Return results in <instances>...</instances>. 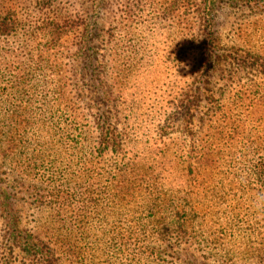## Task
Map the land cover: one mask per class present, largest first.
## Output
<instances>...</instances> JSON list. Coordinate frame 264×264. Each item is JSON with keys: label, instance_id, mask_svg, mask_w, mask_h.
<instances>
[{"label": "trees", "instance_id": "obj_1", "mask_svg": "<svg viewBox=\"0 0 264 264\" xmlns=\"http://www.w3.org/2000/svg\"><path fill=\"white\" fill-rule=\"evenodd\" d=\"M156 1L128 0L115 20L107 0H0V264H187L191 216L218 175L230 170L243 186L256 176L264 188V0L152 7L146 19L176 27L181 44L168 55L195 79L166 101L164 119L151 117L157 139L137 151L135 112L114 105L108 84L120 77L108 71L120 50L134 53L127 70L148 71L151 49L133 50L128 24L144 23L136 8ZM223 5L253 15L229 48L217 33ZM163 178L181 190H163Z\"/></svg>", "mask_w": 264, "mask_h": 264}, {"label": "rangeland", "instance_id": "obj_2", "mask_svg": "<svg viewBox=\"0 0 264 264\" xmlns=\"http://www.w3.org/2000/svg\"><path fill=\"white\" fill-rule=\"evenodd\" d=\"M127 2L128 0H107V5L110 6L109 10L113 12L112 15H108V18L115 15V20L123 19ZM142 4L141 2L135 12L139 13L145 22L134 21L133 24L129 23L128 27L131 29L130 41L134 51H138L141 45L151 49V61H148L147 56L143 61V64L149 62L148 71L138 70V65L133 71L127 70L126 63L128 61L132 65L135 64L134 53L121 50L119 51L120 66L116 70L114 68L108 71L109 76L111 74L110 77H120L117 78L118 83L113 81L108 84L109 89L113 92L114 105L119 106L123 100L126 103L120 107L131 113L135 112L134 126L139 136L137 138L138 145H135L137 151H142L145 141H151L152 138L157 139L150 127L146 128L151 117L153 116V122H156L154 125L158 124L157 121L164 119V116L167 115L164 113V108L168 107L166 101L172 100L174 97L178 100L188 90L187 85L195 79L193 77L189 79L188 69L184 66L176 67L175 54L168 55L171 51L169 48L181 44L178 33H172L173 28L176 27L169 25L168 21L151 23L146 19L151 16L152 7L168 10L167 6H169L170 0H157L150 6L148 4L142 6ZM251 12L250 8L243 5L233 7L223 5L221 7L216 17L221 46L229 48L238 44L237 30L242 28L246 21H250L253 16ZM187 18L188 15L183 14L182 23ZM172 21L173 24L180 22L178 19H172ZM107 23L109 20L106 21ZM141 28H155L157 33L151 36ZM251 29L254 31V28ZM122 40L123 42L127 41L124 34ZM261 40L264 42V37ZM253 43L257 44L255 45L256 50L262 47L258 38H254ZM122 46L123 44L120 45V48ZM110 55L115 56L114 53H110ZM13 60L12 57H9L2 66L15 65L11 64ZM73 61L72 67L78 75H82L79 60L75 58ZM203 105L204 108L200 111L201 116L207 114L209 108L207 102ZM131 124H133L132 121ZM169 137L175 138V136ZM247 177L244 176V178ZM256 178V176L252 177L250 184L243 186L238 183L240 177L230 170L228 173L216 177L215 183L209 185L205 193V201L202 200L203 197L199 199L200 209L196 208V214L191 216H195L193 218L195 239L191 245L181 247L182 262L185 260L187 264H208L209 256L214 255L210 264H264V188L255 182ZM175 183L177 184V182L163 178L160 187L162 184L163 190H181ZM185 194L186 192L183 191L178 196L185 197ZM190 198L192 196H186L185 200L177 205L186 203ZM202 205H204L203 208H206V213L201 211Z\"/></svg>", "mask_w": 264, "mask_h": 264}, {"label": "clouds", "instance_id": "obj_3", "mask_svg": "<svg viewBox=\"0 0 264 264\" xmlns=\"http://www.w3.org/2000/svg\"><path fill=\"white\" fill-rule=\"evenodd\" d=\"M181 66H183V65H181Z\"/></svg>", "mask_w": 264, "mask_h": 264}]
</instances>
